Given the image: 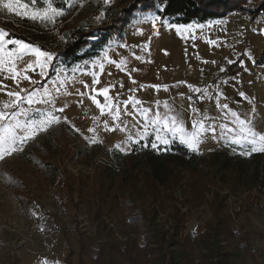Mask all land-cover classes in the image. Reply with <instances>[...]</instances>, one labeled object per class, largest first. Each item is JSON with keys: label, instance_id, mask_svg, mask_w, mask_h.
I'll use <instances>...</instances> for the list:
<instances>
[{"label": "rangeland", "instance_id": "374dc122", "mask_svg": "<svg viewBox=\"0 0 264 264\" xmlns=\"http://www.w3.org/2000/svg\"><path fill=\"white\" fill-rule=\"evenodd\" d=\"M138 1L51 0L62 13L55 22L0 9V29L7 38L23 36L55 54L43 76L38 67L29 70L34 83L23 78L26 63L34 60L30 56L20 61L19 83L0 72L6 86L0 90V108L12 99L7 91L20 89L28 90L22 96L34 93L33 104L21 105L26 114L13 109L22 122L38 118V110H48L45 101L64 108L59 124L0 161V264H168L164 254L171 245L175 264H264V195L256 190L232 187L205 166L194 173L179 169L165 185L141 172L131 181L113 180L107 170L114 166L111 152L116 145L130 152L128 135L143 131L144 108L151 110L149 116L157 111L164 117L175 115L189 131L198 119L209 129L214 126L215 138L209 130L200 144L199 153L206 157L216 150H243L225 139H231L236 125L221 109L223 103L264 134V13L234 11L224 18L190 23L205 27L183 33L156 12L138 13L123 36L105 44L98 56L73 65L58 57L68 44V32L105 29ZM25 2L29 14L48 7V2ZM153 14L162 17L163 26L153 28L145 19ZM217 20L222 23H210ZM106 50L116 63L104 59ZM99 60L104 63L102 74ZM153 85H167L168 90ZM96 88H110L107 102L119 105L121 122L107 111L101 114L92 102ZM133 99L142 103H132ZM105 120L114 131L104 129ZM90 127L97 129L102 143L84 139L92 135ZM173 144L181 145L178 140ZM47 163L58 167L55 177ZM103 237L109 245L101 252Z\"/></svg>", "mask_w": 264, "mask_h": 264}, {"label": "snow or ice", "instance_id": "6c2138e0", "mask_svg": "<svg viewBox=\"0 0 264 264\" xmlns=\"http://www.w3.org/2000/svg\"><path fill=\"white\" fill-rule=\"evenodd\" d=\"M48 7L44 11L34 10L29 14V3L25 0H0V9H6L8 13H13L17 16H23L25 18H30L32 20L41 19L44 21L55 22L57 16L62 15L56 8L52 6L51 0H47ZM37 0H31V4L35 5ZM146 20H150L153 28H157L158 24L163 26L162 17L160 15L153 14L150 17H145ZM141 22H144L143 20ZM210 23L219 24L222 21L217 20ZM170 28H175L178 33H183L184 31H189L194 27L204 28L205 25H191V24H171L168 25ZM8 33L0 29V72L10 74V78L17 83L20 81L21 77V68L20 61L23 60L25 56H30L34 58L31 62H27L26 66L23 68L25 73L24 79L32 83V78L27 75L29 70L36 71L38 67L40 69V75L45 74V70L53 63L55 54L50 51L42 50L39 47L32 45L31 43L25 42L19 39H9ZM211 43V41H209ZM126 47V45H125ZM139 59V57H137ZM104 59L108 60V63H116L115 60H112L108 57L107 50L105 51ZM99 64V72L103 73L104 63L102 60L97 61ZM97 62H94L97 63ZM223 70V69H222ZM93 76L97 78L94 80V84H99L100 80L96 72L92 73ZM227 83V81H224ZM6 86L0 81V90H3ZM85 88L88 87L87 84L84 85ZM152 87L159 90L161 87L165 91L168 90L167 85H153ZM194 92L203 93V90L200 88H194L192 85H188ZM27 89H20L19 91H7L6 95L12 99L4 103L3 107L0 108V161L4 160L7 156H11L14 153L21 152L24 150V146L30 141L33 140L39 133L47 131L49 127L54 124H59L61 122L62 116L61 113L64 112V108H57L55 102L52 100L45 101L49 105L48 110H38V118H33L27 122H22L17 118V112L13 109H19L20 114H26V110L21 108V105L27 101L28 104H33V95L34 93H28L27 95L22 96V92H27ZM95 94L91 95L90 98L92 102L100 109L101 114H104L107 111V115L111 116L114 121L121 122V110L119 105L108 103L110 88H96L94 90ZM83 96L84 93H79ZM241 96H244V93H240ZM98 97H103L106 103L102 104L101 100ZM212 97H209L211 99ZM137 105H140L142 102L139 100L133 99L131 101ZM125 105V110L127 109L128 101L123 102ZM219 103V101H218ZM165 108L170 106L165 103ZM222 110H227V113L233 120V123L236 125L235 128L231 129L234 135L231 136V139H225L232 146H241L242 151L241 155H251L252 153H264V134L258 133L253 129L250 122L246 118H241V115L232 109L229 108L227 103L220 105ZM151 110L144 108L142 109V114L145 120L142 132H137L136 136L133 137L131 134L127 137V143L129 145H139L141 147L149 146V137H152L150 142V147L156 151H168L170 145L174 140H178L181 145H184L188 150L197 153L200 150V144L203 142L202 137L207 131H211L213 138H215L216 129L211 127L210 129L206 127L201 119L194 121L193 130L189 131L184 126V123L180 121L175 115L171 116H161L157 111L153 116H149ZM193 112H197V109H193ZM67 122V118H63ZM97 119V118H94ZM103 127L105 130L114 131L115 128H109L108 121L103 122ZM116 127H120L118 123ZM151 127L152 131L149 132L148 129ZM123 130V129H121ZM76 132H80V129H75ZM88 132L92 133L91 136H84V139L90 144L102 143L97 137L96 128H88ZM166 133V134H162ZM82 134V133H81ZM83 135V134H82ZM141 141L145 143L141 144ZM116 148L127 154V150L122 145H116Z\"/></svg>", "mask_w": 264, "mask_h": 264}, {"label": "trees", "instance_id": "16d2710c", "mask_svg": "<svg viewBox=\"0 0 264 264\" xmlns=\"http://www.w3.org/2000/svg\"><path fill=\"white\" fill-rule=\"evenodd\" d=\"M252 0H140L134 2L129 9H125L122 16L114 19L108 27L97 31H70L66 35L68 44L58 57H63L66 65L76 64L83 59L98 56L105 44L124 34L130 19L138 13L156 12L163 18H169L173 24L205 23L211 20L226 17L234 11L247 12L256 15L264 13V0H258L256 6L248 4ZM45 5L47 0H37ZM158 5H162L160 9ZM20 40L33 43L26 37L15 34L9 35ZM145 143L141 141V144ZM111 157L114 166L109 167L110 178L122 181H131L138 172L157 185L167 184L179 169L191 173L198 172L202 167L213 168L210 173L221 181L235 188L256 190L264 195V153L249 155L233 154L225 150H216L207 157L199 152L194 153L183 145L173 144L168 151H156L150 147L133 145L130 152L124 154L118 149H113ZM55 177L58 167L52 163L45 165ZM109 245L108 238L103 237L100 243L101 252ZM170 246L165 251L168 264H175L176 258ZM164 249V247L162 248ZM126 249H122L125 253ZM222 264V263H221Z\"/></svg>", "mask_w": 264, "mask_h": 264}, {"label": "bare ground", "instance_id": "6f19581e", "mask_svg": "<svg viewBox=\"0 0 264 264\" xmlns=\"http://www.w3.org/2000/svg\"><path fill=\"white\" fill-rule=\"evenodd\" d=\"M189 73H191V74H192V73H193V71H189Z\"/></svg>", "mask_w": 264, "mask_h": 264}]
</instances>
